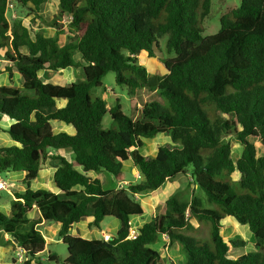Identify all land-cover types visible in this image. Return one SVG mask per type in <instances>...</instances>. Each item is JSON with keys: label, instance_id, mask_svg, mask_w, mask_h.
<instances>
[{"label": "trees", "instance_id": "16d2710c", "mask_svg": "<svg viewBox=\"0 0 264 264\" xmlns=\"http://www.w3.org/2000/svg\"><path fill=\"white\" fill-rule=\"evenodd\" d=\"M12 1L39 28L32 32L22 17H9V0H0V58L7 61L10 82L0 85V120H13L7 130L13 144L0 146V175L26 172V189L14 193L11 214L0 210V230L23 254L11 263L166 264L152 247L166 235L180 245L184 264H264V0H241L210 35H204L202 23L211 0H57L50 20L40 15L50 0ZM66 30L68 39L61 42ZM163 36L174 56L162 59L165 73L150 74L140 56L154 57ZM79 67L84 78L66 84L40 74ZM13 70L21 86L13 85ZM108 72L129 95L148 90L158 98L144 102L136 118L123 112L119 97L109 107L93 92ZM106 114L115 127H103ZM53 122L71 132H54ZM160 133L171 143L160 145L155 156L142 155V139ZM232 138L241 146L236 159ZM59 150L72 157L48 154ZM47 158L57 162L58 192L30 187ZM128 159L142 179L127 186L105 189L99 177L88 174L107 172L121 183ZM235 172L239 177L232 180ZM179 174H189L191 192L167 198L164 211L129 238L131 217L144 211L136 194L156 190ZM34 207L39 221L61 224L57 235L66 247L64 257L45 250L36 222L21 228ZM87 217L97 228L105 217L116 218L113 238L71 234L73 224ZM226 217L251 231L253 250L229 255L246 241L224 239Z\"/></svg>", "mask_w": 264, "mask_h": 264}, {"label": "rangeland", "instance_id": "374dc122", "mask_svg": "<svg viewBox=\"0 0 264 264\" xmlns=\"http://www.w3.org/2000/svg\"><path fill=\"white\" fill-rule=\"evenodd\" d=\"M57 0H50V8H52V10L54 11H47L46 13L43 12V16H48V20L51 19V17H49L50 15H54L55 13V2ZM52 3V4H51ZM241 3V0H211V9H210V13L207 17L204 18L202 26L204 28V35H210V34H214L216 33L219 28H220V17L226 13L228 10L233 9L235 7H238ZM10 14H15L16 16L18 15L19 17H22L24 23L26 25L30 26V29L32 32H34L35 30H37L39 28V26L37 25H30L29 24V17H27V13L24 10H19L16 9L14 6L11 10H9L8 16L10 17ZM14 15V16H15ZM46 18V17H44ZM65 23H67V20L65 21ZM42 28L45 30V33L47 35H52L54 34V29L50 28V27H43ZM69 32L68 30L65 31V33H63L60 36V40L61 42H66L68 39V35ZM159 43H160V51L156 53V55L153 58H149V57H143L140 56V63L143 64L147 69L148 72L150 74H163L165 73V68L164 65L162 63V59L163 58H167V57H173L174 53H168L166 50V36H163L162 38L159 39ZM76 59H79V56L76 55ZM1 69V68H0ZM2 70V71H1ZM0 70V85H8L10 84V82L8 81L9 79H7L6 75L3 74L2 72H4L5 70L1 69ZM66 70V71H65ZM62 72H48V71H40V74L42 75V77H45L46 79H49L48 81L54 82V83H59V84H66V83H70L72 81H78L79 77H83L84 74H82V68L79 67L77 69H75V74H72V71H67L68 69H65ZM71 70V69H70ZM102 83V87L98 88L96 90H93V92L95 94L99 93L101 95H103L107 101V105L110 107L111 105H113L115 98L120 99V103L122 105V110L125 114H127L128 116L134 117L136 118L139 114V106H142L144 101H148V100H153V99H157L158 96L151 91H144V93L142 95H140V97H138V99H135L134 95H129L128 91L126 90V88L116 84L115 79H114V73L112 72H108L102 79L101 81ZM20 86V80L19 82L13 79V85L15 86ZM103 127L104 128H110L112 127L111 125H113L115 127V124L112 123V120L110 118V116L108 114H106L103 117ZM231 148H232V156L234 159H236L237 156H239L240 151H241V146L235 141L234 138H232L231 140ZM148 146L147 144L145 145L144 148V152H148ZM149 156V155H148ZM151 157V156H150ZM123 169V168H122ZM125 173L126 179H131L133 177V175L131 174V172H128L126 169L122 170ZM7 177H9V174L6 175ZM135 176H137V174L135 173ZM239 174L237 172H235L233 174V178L232 180H236L238 179ZM103 180V187L105 189H110L113 187H116L117 183L115 181H113L110 177V175L107 172H102L101 178ZM133 180V179H132ZM120 185V184H118ZM124 186H127V183L124 184ZM8 192L7 191H3L0 192V203H2L4 201V197L8 196ZM184 194H189V191L187 190ZM199 195H204L203 191H199L198 192ZM136 197L138 199H140L144 205H145V212L142 214V217L140 218L142 221H147L149 219V215L150 214H154L152 211H150L149 208V198H148V193L146 194H136ZM164 209V207L160 208V211H162ZM159 211V212H160ZM140 217V216H138ZM113 220H117L114 217H105L102 221H103V225L104 228H106V226ZM191 220L193 221L194 226H197V223L191 218ZM54 223V222H52ZM223 223V228L221 229V231L224 233V236H234L233 238H239L242 239L244 241H246L245 246H241L238 248H232L231 254L237 255V253L243 254L246 253L248 251L253 250V246H252V238H250V236H252L251 231H247V229L243 228L240 226V224H238L233 218L231 217H226L225 219L222 220ZM134 225V224H133ZM246 227V226H245ZM186 233L192 234V235H199L198 232H191V231H185ZM249 232V237L247 238V234ZM72 233V231H71ZM109 233H112L111 235H115V231H109ZM0 234H2V238H0V264H10V260L19 259L18 256V246H15L14 243H12L11 239L5 240L3 239V235L4 232L1 230ZM54 243L47 245L46 247V251L51 250L54 253H56L59 257H64L66 255V247L65 245L61 242V240L59 239L58 235H55L54 238ZM174 244H177L179 249V257L183 258L184 262H185V257L184 254L182 252V250L180 249V245H178L177 242H174ZM8 245V246H6ZM6 246V247H5ZM14 246V247H13ZM162 246L159 242H154L152 243V247L157 250V251H162L160 253L161 258L163 260L164 263L168 264L169 260L166 258L167 252H165L164 250H161L159 247ZM176 247V246H175ZM175 247H172L171 249L173 250ZM179 260L175 261V264H180L178 262ZM183 262V264H184Z\"/></svg>", "mask_w": 264, "mask_h": 264}, {"label": "crops", "instance_id": "0c3cea01", "mask_svg": "<svg viewBox=\"0 0 264 264\" xmlns=\"http://www.w3.org/2000/svg\"><path fill=\"white\" fill-rule=\"evenodd\" d=\"M50 7H51L50 2H47V3L42 4L41 8H40V15L43 18L46 17V18H44L46 20H48V18H47L48 16H43V12L46 13L48 10L54 11ZM55 9L57 10V1L55 2ZM56 10H55V12H56ZM14 15L15 14H12V16H14ZM49 17L52 18V15H50ZM23 51H26V49L23 48ZM143 57H145V56H143ZM6 65H7V61L0 58V68L5 70ZM62 71H64V70H62ZM67 71H72V74L73 75L75 74V69H73V68H68ZM2 73L6 75L7 79H9L8 73L6 70ZM82 74H83V71H82ZM83 78H84V76L79 77V80H81ZM12 79H14L18 82L20 80V84H21L20 76L15 70H13ZM17 86H18V84H17ZM144 91H147V90H138L134 94L135 99H138V97H140V95H142L144 93ZM144 102H146V101H144ZM64 104H65V101L63 100L59 103L58 106L60 107V106H63ZM141 107L142 106H139L140 109H141ZM12 123H13V120L9 119L8 117H4L0 120V146H7V145L13 144V141L11 140L9 134L7 133V130L9 129V127L11 126ZM52 127H53L54 132H56V133L61 132V131L67 132V133L71 132L70 126H68L64 123L53 122ZM142 141H143V146L140 149V153L144 156L149 155L151 157L156 155L157 149L160 145H162L164 143H171L170 138L168 136L162 134V133L157 134L153 138H143ZM146 144H147L148 149H149L148 152H144V148H145ZM48 154L50 156L61 154V155L67 156L69 159L72 157L71 152L69 150H59V151H55V152L49 151ZM56 167H57L56 160H54L52 158H47L46 161L41 166L37 178L35 180H33V182L31 183V185H30L31 189L35 190V189L43 188V189H47V190H50L53 192H58V189L55 188L53 185V174H54ZM122 168H123L122 170L126 169L128 172H131L133 177L130 180L126 179V176L124 173L125 180L121 183H117V185H116L117 188L122 186L123 183L124 184L127 183V185H128L130 182L137 181L135 173L136 174L140 173L139 168L134 166L131 159L125 160L122 163ZM7 174H9V177L6 176ZM25 174H26L25 171H11V172H7L4 176L0 175L6 181L7 186H8V188L0 190V192L7 191L9 193L8 196L4 197V201L2 203H0V210L3 213H5L6 215L11 214V211H10L11 210V201L13 199L14 193H16V192L21 193L26 189V185L22 183V180L25 177ZM88 174L91 177L97 176L99 178H101V175H102V173L95 174L93 172H90ZM111 179H112V177H111ZM118 184H120V185H118ZM192 187H193V185L191 184V178H190L189 174H187V175L179 174L176 177H174L173 179L165 181L163 183V185L161 187H159L158 189L149 192L148 193L149 208H150V211H152L154 214H150L149 219L147 221H149L154 215L160 214L164 211V209L162 211H160V208L165 207V201L167 198H169L170 196H173V195H182L187 190L189 192H191ZM141 203H142L143 208H144V211H143V213H144L145 212V205L142 201H141ZM27 217H28L29 221L24 223L21 228H23V229L30 228L32 223L36 222L35 227H36V229H38L42 233L43 237L45 238L46 247H47V245L54 243L53 238L55 235L58 234V231H59L60 226H61V224L59 222L47 223L44 221H39L40 213L36 207L31 209V211L27 214ZM141 217H142V215H140V217H138V216L131 217L130 224H131L132 228H139L143 223L147 222V221H142L140 219ZM91 220H92V217H87V218H83L81 221H79L77 223H74L71 230H70V233L72 231L71 234L81 236L84 238H102L103 233H108L111 235L112 233H109V231H115L116 232L118 229V226H119L118 220H113L106 226V228H104L103 221L100 222L99 228L93 227V226L90 227L89 224H90ZM190 221L193 223L192 220H190ZM240 226L247 229V231H250L244 225H240ZM221 233H222L224 239H226V240L232 239L234 237V236H227L226 237V236H224V233L222 231H221ZM3 237H4L3 239H5V240L10 239L9 235L6 233H4ZM248 237H249V232L247 234V238ZM0 238H2V234H0ZM250 238H252V246L254 249L253 234H252V236H250ZM156 242H159L162 245L159 247L161 250H164L165 252H167L166 258L169 261H171L175 264V261L179 260L178 262L180 264H183L184 260H183V258L179 257L180 251H179V249L177 250V248H178L177 244L169 242V239L166 235L159 236V238ZM6 246H8V245H6ZM172 247H175V248L172 250L171 249ZM231 249L229 250L230 256L237 257L238 255H241L240 253H237V255L231 254L232 253ZM45 250H46V248H45ZM48 251H49V253L53 252L51 250H48ZM161 252L162 251H160L159 253H161ZM12 260H14V259L12 258L10 260V264H12L11 263Z\"/></svg>", "mask_w": 264, "mask_h": 264}, {"label": "built area", "instance_id": "2783aa9c", "mask_svg": "<svg viewBox=\"0 0 264 264\" xmlns=\"http://www.w3.org/2000/svg\"><path fill=\"white\" fill-rule=\"evenodd\" d=\"M13 8V1L12 0H9V4H8V9L11 10ZM142 179V175L139 173L137 174L136 176V180H141ZM8 188L7 186V183L6 181L0 176V190L1 189H6ZM138 235V228H132L130 227L129 229V234H128V237L129 238H133V237H136ZM113 238L112 235L108 234V233H103L102 234V239L105 240V241H109ZM18 256H19V261H21L23 259V254L21 252V249L19 248L18 249Z\"/></svg>", "mask_w": 264, "mask_h": 264}]
</instances>
